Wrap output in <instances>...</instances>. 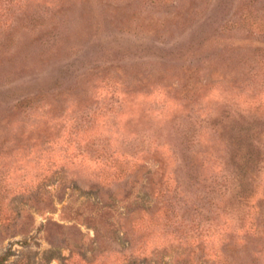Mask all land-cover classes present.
<instances>
[{
    "label": "rangeland",
    "instance_id": "374dc122",
    "mask_svg": "<svg viewBox=\"0 0 264 264\" xmlns=\"http://www.w3.org/2000/svg\"><path fill=\"white\" fill-rule=\"evenodd\" d=\"M259 23L264 0H0V264H264Z\"/></svg>",
    "mask_w": 264,
    "mask_h": 264
},
{
    "label": "trees",
    "instance_id": "16d2710c",
    "mask_svg": "<svg viewBox=\"0 0 264 264\" xmlns=\"http://www.w3.org/2000/svg\"><path fill=\"white\" fill-rule=\"evenodd\" d=\"M257 27L259 28V30L260 31H262V33L264 34V25H261L260 23L257 25ZM245 166L246 165H243L240 169H241V171L242 172H246V168H245ZM166 196L167 198H169L168 197V195H166V194H163V195H161V196ZM166 198V199H167ZM173 198V197H172ZM185 200H186V198H184ZM187 203V202H186ZM191 207H192V204L190 205ZM172 208V211H174V208L173 207H171ZM193 209H197V206L196 205H193ZM145 213V212H144ZM144 213L142 212V214H140L137 218H135L134 220H132V223H136L138 220H142V221H144ZM150 219H151V217H150ZM132 231H133V229H132ZM135 241H138V240H135ZM187 259H185V258H178V259H176V264H187Z\"/></svg>",
    "mask_w": 264,
    "mask_h": 264
}]
</instances>
